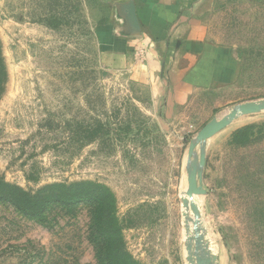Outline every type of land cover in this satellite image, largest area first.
<instances>
[{"label": "rangeland", "instance_id": "obj_1", "mask_svg": "<svg viewBox=\"0 0 264 264\" xmlns=\"http://www.w3.org/2000/svg\"><path fill=\"white\" fill-rule=\"evenodd\" d=\"M106 8L0 0V177L31 194L84 182L97 197L40 217L0 199V264H107L109 247L124 264H264V109L197 138L264 104V0L200 5V36L239 64L213 90L104 66L94 28ZM193 169L206 193L190 198Z\"/></svg>", "mask_w": 264, "mask_h": 264}, {"label": "crops", "instance_id": "obj_2", "mask_svg": "<svg viewBox=\"0 0 264 264\" xmlns=\"http://www.w3.org/2000/svg\"><path fill=\"white\" fill-rule=\"evenodd\" d=\"M104 1L108 8L94 28L104 66L130 70L152 85L213 90L233 83L239 66L233 48L200 36L205 0Z\"/></svg>", "mask_w": 264, "mask_h": 264}, {"label": "trees", "instance_id": "obj_3", "mask_svg": "<svg viewBox=\"0 0 264 264\" xmlns=\"http://www.w3.org/2000/svg\"><path fill=\"white\" fill-rule=\"evenodd\" d=\"M5 74L2 44L0 41V93L5 82ZM85 187L86 183L84 182L71 184L57 183L45 186L37 194H31L19 186L6 182L0 177V199L10 202L24 214L40 217L43 216L45 210L52 204L72 205L89 199L97 201V197L94 194H88ZM118 253V250L114 251L112 247H109L108 252L106 254L102 253V255L106 256L107 264H124V257Z\"/></svg>", "mask_w": 264, "mask_h": 264}, {"label": "water", "instance_id": "obj_4", "mask_svg": "<svg viewBox=\"0 0 264 264\" xmlns=\"http://www.w3.org/2000/svg\"><path fill=\"white\" fill-rule=\"evenodd\" d=\"M264 109V104H242L239 105V110L232 109L229 113L228 117L222 118L219 121H213L208 123L198 134L199 140H204L207 138L212 137L217 132L224 129L230 122L231 119L235 118L239 114L244 113H253L259 110ZM195 144H191L190 146V154L194 152ZM202 166L205 164V155L202 154L201 156V163ZM206 190L198 185V178H197V169H193L190 177H189V188L187 191V195L192 198L194 194H205Z\"/></svg>", "mask_w": 264, "mask_h": 264}, {"label": "bare ground", "instance_id": "obj_5", "mask_svg": "<svg viewBox=\"0 0 264 264\" xmlns=\"http://www.w3.org/2000/svg\"><path fill=\"white\" fill-rule=\"evenodd\" d=\"M236 107H237V106H236ZM236 107H235V109H234V108H233V109H234V110H239V109H236ZM238 107H239V106H238Z\"/></svg>", "mask_w": 264, "mask_h": 264}]
</instances>
